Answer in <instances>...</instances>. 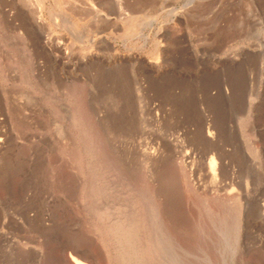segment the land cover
Returning <instances> with one entry per match:
<instances>
[{
	"label": "rangeland",
	"instance_id": "374dc122",
	"mask_svg": "<svg viewBox=\"0 0 264 264\" xmlns=\"http://www.w3.org/2000/svg\"><path fill=\"white\" fill-rule=\"evenodd\" d=\"M42 1L0 0V264H264V0Z\"/></svg>",
	"mask_w": 264,
	"mask_h": 264
},
{
	"label": "bare ground",
	"instance_id": "6f19581e",
	"mask_svg": "<svg viewBox=\"0 0 264 264\" xmlns=\"http://www.w3.org/2000/svg\"><path fill=\"white\" fill-rule=\"evenodd\" d=\"M38 2H39V17H38V19H42V16H41V14H42V12H43V1L42 0H38ZM40 21H42V23H43V21L44 20H40ZM39 25V27H41V25L40 24H38ZM36 28H37V26H36ZM38 29V28H37ZM41 29V28H40ZM39 29V30H40ZM34 30V29H33ZM77 163V162H76ZM211 169H212V171H213V175L212 176H214V177H212V179L215 181V183H216V181H217V179H216V173H214L215 172V163L214 162H212L211 163ZM76 170V169H75ZM211 183H213V182H211ZM213 185V184H212ZM215 185V184H214ZM217 186V185H216ZM77 264H84V263H82V262H79V261H77Z\"/></svg>",
	"mask_w": 264,
	"mask_h": 264
}]
</instances>
